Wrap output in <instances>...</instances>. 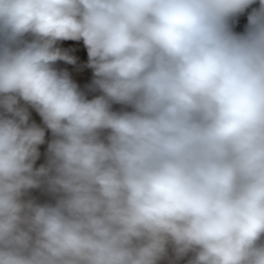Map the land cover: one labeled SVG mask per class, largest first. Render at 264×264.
I'll list each match as a JSON object with an SVG mask.
<instances>
[{"label":"clouds","instance_id":"9594fccd","mask_svg":"<svg viewBox=\"0 0 264 264\" xmlns=\"http://www.w3.org/2000/svg\"><path fill=\"white\" fill-rule=\"evenodd\" d=\"M63 40L94 98L54 67L74 63ZM170 250L264 264V0H0V264Z\"/></svg>","mask_w":264,"mask_h":264},{"label":"rangeland","instance_id":"374dc122","mask_svg":"<svg viewBox=\"0 0 264 264\" xmlns=\"http://www.w3.org/2000/svg\"><path fill=\"white\" fill-rule=\"evenodd\" d=\"M252 7H257V5H252ZM249 9L248 11H250ZM247 12L241 15L235 22L234 28L236 31H243L244 26L247 23ZM240 21V22H239ZM63 52H66L68 56L74 59V63H67L63 60L57 61L54 67L61 72H67L70 76V73L79 74L81 77L85 79V82L79 83L74 78L70 76V78L75 82L80 91H82L88 99H92L95 96L99 95L98 91H92L90 89L91 82L93 80V70L88 67V52L87 48L84 45L83 40H63L59 41L56 45ZM114 109H119V105H114ZM30 112V120L29 122H35L37 125L44 127L43 122L39 114L34 110L29 108ZM51 132L46 130L45 132V143L39 146V158L36 160L34 167L39 168L41 165L45 164L47 161V147L48 143L52 139ZM29 197L35 198L38 202L44 203L50 200V197L43 192L41 189H32L29 191ZM187 257L181 259L178 262H174V264H187ZM160 264H173L172 261V253L169 251L168 258L162 260Z\"/></svg>","mask_w":264,"mask_h":264},{"label":"bare ground","instance_id":"6f19581e","mask_svg":"<svg viewBox=\"0 0 264 264\" xmlns=\"http://www.w3.org/2000/svg\"><path fill=\"white\" fill-rule=\"evenodd\" d=\"M247 15V14H246ZM240 22V21H239ZM70 76L72 77V79L74 78L77 82L79 83H83L85 82V79L83 77H81L79 74H74V73H70ZM29 195V194H28Z\"/></svg>","mask_w":264,"mask_h":264}]
</instances>
